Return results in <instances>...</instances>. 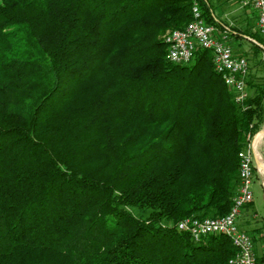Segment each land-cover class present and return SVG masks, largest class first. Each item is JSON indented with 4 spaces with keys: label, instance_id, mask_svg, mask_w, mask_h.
<instances>
[{
    "label": "trees",
    "instance_id": "obj_1",
    "mask_svg": "<svg viewBox=\"0 0 264 264\" xmlns=\"http://www.w3.org/2000/svg\"><path fill=\"white\" fill-rule=\"evenodd\" d=\"M192 4L0 0V264H230L177 225L230 211L264 82L238 103L210 50L170 60Z\"/></svg>",
    "mask_w": 264,
    "mask_h": 264
},
{
    "label": "built area",
    "instance_id": "obj_2",
    "mask_svg": "<svg viewBox=\"0 0 264 264\" xmlns=\"http://www.w3.org/2000/svg\"><path fill=\"white\" fill-rule=\"evenodd\" d=\"M201 1L193 0V18L184 28L166 32L164 40L168 45L169 58L175 63H188L197 49L210 50L213 53L216 71L235 92L236 101L243 103L249 97L248 58L235 53L229 42L230 36L235 33L231 28H221L206 21ZM239 2L242 8L256 13L257 28L263 41H258L249 35L246 38L261 48L264 61V0H239ZM260 134L261 142L264 140V133L249 134L248 146L239 153V188L233 198L230 211L217 218L186 217L177 225L178 229L189 233L195 241L210 235L229 237L237 248V253L229 260L230 264H264V259L262 261L258 259L252 234L242 229L239 224L244 210L255 198L256 158L260 155L256 140Z\"/></svg>",
    "mask_w": 264,
    "mask_h": 264
},
{
    "label": "crops",
    "instance_id": "obj_3",
    "mask_svg": "<svg viewBox=\"0 0 264 264\" xmlns=\"http://www.w3.org/2000/svg\"><path fill=\"white\" fill-rule=\"evenodd\" d=\"M242 14H244L242 16ZM240 18L235 19L234 13H228V10H223L221 16H217L218 21L221 23V28H231L235 35L230 36L229 40L233 47L244 49L243 51H235L237 55L243 56V53L247 51L246 46L250 44L246 38L247 30L255 31L257 28V18L256 20L252 19L251 15H248V12H243ZM235 24V25H234ZM235 28V29H234ZM246 49V50H245ZM243 52V53H242ZM260 142V140H259ZM259 144V154L261 157L256 158V171H255V183L254 186H259L260 190H264V140ZM255 190V187H254ZM255 196V191H254ZM240 227L250 234H252L255 242V250L258 256V259L262 261L264 259V215L258 210L255 203V198L252 204L247 207L240 219Z\"/></svg>",
    "mask_w": 264,
    "mask_h": 264
},
{
    "label": "rangeland",
    "instance_id": "obj_4",
    "mask_svg": "<svg viewBox=\"0 0 264 264\" xmlns=\"http://www.w3.org/2000/svg\"><path fill=\"white\" fill-rule=\"evenodd\" d=\"M210 2L212 3L214 10L216 12V14L218 16H221L222 11L228 10V13H234V20L237 18H240L241 14L243 12H248V15L252 16V13L244 8H242L240 6V2L239 0H210ZM244 14H242L243 16ZM237 21L235 20V23ZM237 24V23H236ZM235 25V24H234ZM166 33H164L162 35V38L164 39ZM233 47V45H232ZM247 48V53L249 56V62H250V78L253 79L255 82H264V63H263V59H262V53L260 51V53L255 54V52H253V45L248 44L246 46ZM234 51H243L244 49L240 50L238 49V47L234 48ZM246 50V49H245ZM249 89V96L251 94L252 89L248 86ZM263 127L261 128V130H259L256 134L260 133L262 131ZM260 143V142H259ZM258 157H261V155H258ZM255 203H256V207L258 208V210L264 215V190H260L259 186L255 185Z\"/></svg>",
    "mask_w": 264,
    "mask_h": 264
},
{
    "label": "bare ground",
    "instance_id": "obj_5",
    "mask_svg": "<svg viewBox=\"0 0 264 264\" xmlns=\"http://www.w3.org/2000/svg\"><path fill=\"white\" fill-rule=\"evenodd\" d=\"M260 139H261V134L258 135L257 140H256V144H258V142H259Z\"/></svg>",
    "mask_w": 264,
    "mask_h": 264
},
{
    "label": "water",
    "instance_id": "obj_6",
    "mask_svg": "<svg viewBox=\"0 0 264 264\" xmlns=\"http://www.w3.org/2000/svg\"><path fill=\"white\" fill-rule=\"evenodd\" d=\"M261 133H264V128L262 129Z\"/></svg>",
    "mask_w": 264,
    "mask_h": 264
}]
</instances>
